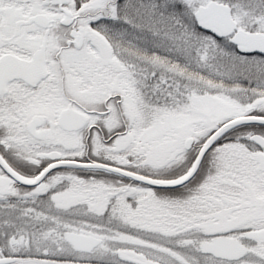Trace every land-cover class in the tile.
Listing matches in <instances>:
<instances>
[{"label":"snow or ice","instance_id":"snow-or-ice-1","mask_svg":"<svg viewBox=\"0 0 264 264\" xmlns=\"http://www.w3.org/2000/svg\"><path fill=\"white\" fill-rule=\"evenodd\" d=\"M0 264H264V0H0Z\"/></svg>","mask_w":264,"mask_h":264}]
</instances>
